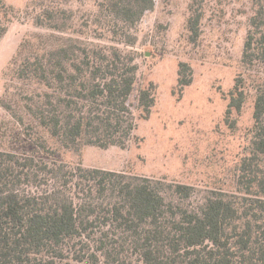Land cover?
<instances>
[{
  "label": "trees",
  "instance_id": "16d2710c",
  "mask_svg": "<svg viewBox=\"0 0 264 264\" xmlns=\"http://www.w3.org/2000/svg\"><path fill=\"white\" fill-rule=\"evenodd\" d=\"M78 7H73L74 4ZM241 65H264V0H253ZM154 0H37L32 22L6 73L0 103L11 124L0 149V264H118L127 250L139 264H264V76L252 101L248 155L236 192L193 187L128 171L69 164L58 147L124 146L134 135L131 97L138 65L135 29ZM191 41L202 10L190 4ZM7 6L0 0V37ZM177 86L192 69L178 62ZM251 79V78H250ZM247 79L235 77L225 122L234 124ZM251 81V82H252ZM250 82V83H251ZM155 85L138 89V119L150 116Z\"/></svg>",
  "mask_w": 264,
  "mask_h": 264
},
{
  "label": "rangeland",
  "instance_id": "374dc122",
  "mask_svg": "<svg viewBox=\"0 0 264 264\" xmlns=\"http://www.w3.org/2000/svg\"><path fill=\"white\" fill-rule=\"evenodd\" d=\"M36 1L4 0L8 13L7 29L0 37V101L5 87L18 91L23 86L12 82L6 71L21 39L40 30L31 17ZM252 2L154 0L153 8L137 23L135 44L128 47L136 52L138 65L135 88L129 97L136 114L134 135L124 146H61L56 158L69 164L185 183L193 187L191 203L210 190L236 192L240 162L248 155L252 86L257 77L264 76V65L244 68L240 62ZM190 4L203 13L200 34L194 41L186 28ZM73 7H78L77 3ZM180 61L192 69L191 83L182 90L176 82ZM239 74L247 79L248 95L240 111H232L229 119L234 124L229 126L225 122L228 91ZM148 81L155 85V103L148 118L138 119V89ZM9 114L0 103V149L9 147L8 139L1 135L2 129L11 124ZM121 260L118 264H139L131 249L121 255Z\"/></svg>",
  "mask_w": 264,
  "mask_h": 264
}]
</instances>
